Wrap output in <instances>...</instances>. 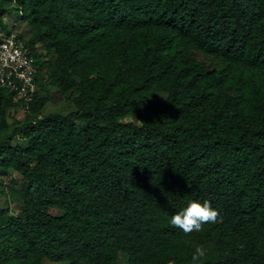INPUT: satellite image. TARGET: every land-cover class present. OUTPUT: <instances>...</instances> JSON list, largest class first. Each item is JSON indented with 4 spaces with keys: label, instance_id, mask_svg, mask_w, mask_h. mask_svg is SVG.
<instances>
[{
    "label": "trees",
    "instance_id": "trees-1",
    "mask_svg": "<svg viewBox=\"0 0 264 264\" xmlns=\"http://www.w3.org/2000/svg\"><path fill=\"white\" fill-rule=\"evenodd\" d=\"M11 5L40 90L27 109L0 89V178L23 181L0 264H191L197 246L201 264H264V0H0L6 36ZM49 88L76 111L9 123ZM190 199L220 215L185 235L169 219Z\"/></svg>",
    "mask_w": 264,
    "mask_h": 264
},
{
    "label": "rangeland",
    "instance_id": "rangeland-1",
    "mask_svg": "<svg viewBox=\"0 0 264 264\" xmlns=\"http://www.w3.org/2000/svg\"><path fill=\"white\" fill-rule=\"evenodd\" d=\"M5 25L7 29L11 30L14 33L22 34L24 36V41L28 44V39L31 37L30 29L27 23H22L19 20V14L16 10L15 5H11L9 7V13L4 18ZM6 37V32L0 29V41ZM196 60L204 63L209 69H214L216 67H224V63L219 61L213 57L205 55L201 52L194 51ZM48 97L49 103L40 110L38 114H32L30 111L24 109L23 107H18L15 113V119H9V123L12 124L15 120L19 122V124H28L32 122L34 119L39 116H47L49 114L58 113L61 115H68L74 111H76L74 105V96L70 95H61L57 89L49 88L48 89ZM166 95L163 93H157L154 96L153 102L155 104H162L166 100ZM5 137V133L0 130V141ZM20 143L26 147L27 142L20 141ZM12 180H14V184H12ZM22 179L18 175H12L8 178H0V208L7 209L8 207L12 208V210H16V207L11 205L8 200V194L11 187L14 185L17 188L22 186ZM45 264H67V263H50L48 261ZM81 264H88L82 262ZM116 264H129L128 257L124 254L119 255V261Z\"/></svg>",
    "mask_w": 264,
    "mask_h": 264
},
{
    "label": "built area",
    "instance_id": "built-area-1",
    "mask_svg": "<svg viewBox=\"0 0 264 264\" xmlns=\"http://www.w3.org/2000/svg\"><path fill=\"white\" fill-rule=\"evenodd\" d=\"M37 59L19 34L12 32L0 42V89L13 94L28 107L39 94Z\"/></svg>",
    "mask_w": 264,
    "mask_h": 264
},
{
    "label": "clouds",
    "instance_id": "clouds-1",
    "mask_svg": "<svg viewBox=\"0 0 264 264\" xmlns=\"http://www.w3.org/2000/svg\"><path fill=\"white\" fill-rule=\"evenodd\" d=\"M220 213L214 209L211 202H200L195 199L188 200L185 207L180 209L169 219L171 226L180 229L185 235L203 231V227L209 223H216ZM206 255L203 246H197L191 257V264H201ZM167 264H176L174 259H169Z\"/></svg>",
    "mask_w": 264,
    "mask_h": 264
}]
</instances>
